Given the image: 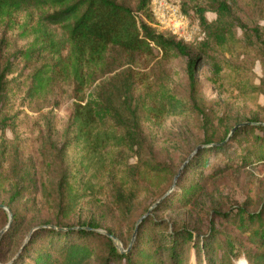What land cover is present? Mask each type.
Listing matches in <instances>:
<instances>
[{
  "label": "rangeland",
  "instance_id": "374dc122",
  "mask_svg": "<svg viewBox=\"0 0 264 264\" xmlns=\"http://www.w3.org/2000/svg\"><path fill=\"white\" fill-rule=\"evenodd\" d=\"M118 1L132 8L137 3V0ZM216 2L225 3L229 12L217 16L206 11L205 20L227 27L237 40L221 47L211 45V54L217 56L223 67L216 80L209 59L203 58L198 64L199 112L163 116L159 121L149 119L146 114V107L156 105L162 97L186 98L185 57L170 50L154 49L152 56L137 57L129 64L123 54L109 52L110 66L115 70L99 81L115 78L105 92L122 115L123 123L114 129L117 135L131 139L120 148L106 149L108 174L92 173L97 177L92 179L97 186L94 196L81 195L75 209H65L66 224L77 226L93 219L103 228H116L121 238L128 239L134 230L131 222L146 214L145 217L162 218L176 227L205 232L208 211L228 212L248 200L255 205L264 200V164L212 177L205 191L184 209H170L160 200L171 188L174 175L183 168L188 154L202 148L208 134L221 136L236 122L254 118L264 121V93L259 88L264 87V47L252 34L257 30L264 40V0H185L184 6L193 19L199 20L193 14L194 8L207 10ZM32 15L33 24L38 12ZM28 19L27 13H17L11 21L0 24V76L3 75L4 82L0 105V203L11 201L26 216L25 224L10 245L9 258L20 249L30 229L52 221L58 187L62 185L66 196L75 191L81 194L83 179L77 164L81 149L73 141L70 124L75 102L71 86L60 83L45 96L26 98L29 77L38 65L17 55L32 41L20 27ZM240 24L247 27L245 33ZM6 63L10 66L8 70H4ZM127 68L139 74L134 93L128 91L130 87L123 77ZM91 91L86 92L87 97ZM135 121L139 123L140 137L133 141L126 125ZM152 162L161 165L155 167L150 165ZM118 201L119 206L114 205ZM1 222L0 218V231ZM241 260L243 256L235 264Z\"/></svg>",
  "mask_w": 264,
  "mask_h": 264
},
{
  "label": "trees",
  "instance_id": "16d2710c",
  "mask_svg": "<svg viewBox=\"0 0 264 264\" xmlns=\"http://www.w3.org/2000/svg\"><path fill=\"white\" fill-rule=\"evenodd\" d=\"M184 10L187 13L185 6ZM206 11L217 16L229 12L223 2H216L207 10L195 7L193 14L200 21L204 38L184 43L169 34L157 33L150 25L153 22L150 0H137L135 8L118 0H0V24L11 21L17 13L29 16L20 27L32 41L17 55L38 65L29 77L26 98L45 96L60 83L72 88L75 102L70 124L73 141L81 149L77 164L83 172L81 194L75 191L66 196L60 185L53 222L38 225H51L55 229L35 230L11 258L8 257L10 245L25 224L26 216L13 202L3 204L11 212L12 220L0 239V264H235L241 256L246 262L241 260L238 264H264V200L256 205L248 200L228 212L208 211L205 232L176 227L165 219L147 216L138 224L133 239L134 230L128 239H123L119 230L103 228L93 219L77 226L66 224L64 220L67 216L64 210L75 209L81 195L94 196L97 186L92 179L97 177L92 173L108 174L106 149L120 148L131 139L124 134L117 135L114 129L115 125L123 123L122 115L105 92L115 78L99 81L115 70L110 66L109 52L115 50L123 54L129 64L137 57L152 56L154 49L170 50L185 57L186 98L162 97L156 105L146 107V114L149 119L159 121L163 116L199 112L198 64L203 58L209 59L216 80L223 67L217 56L211 54V45L221 47L237 40L227 27L208 23L204 18ZM33 12L38 15L32 24ZM239 27L244 33L247 31L244 24ZM252 34L264 47L259 32L254 30ZM9 67L6 63L4 70ZM138 75L132 68L123 71L130 93H134ZM2 80L3 75L0 76V105L4 98ZM259 88L264 93V87ZM91 89L87 97L86 92ZM236 125H240L239 128L230 134ZM126 126L130 127L133 141L138 140V121ZM188 156L183 168L174 175L171 188L161 196L162 203L170 209L180 210L192 205L205 191L207 181L218 174L264 164V121L254 118L236 122L221 136L208 134L202 148L197 147ZM217 158L218 163L212 165ZM150 165L159 167L161 163ZM114 205L119 206V201ZM143 215L131 222L133 229ZM0 218L2 230L9 222L8 213L3 209H0ZM101 228L118 237L125 252H119L112 239L97 231Z\"/></svg>",
  "mask_w": 264,
  "mask_h": 264
},
{
  "label": "built area",
  "instance_id": "2783aa9c",
  "mask_svg": "<svg viewBox=\"0 0 264 264\" xmlns=\"http://www.w3.org/2000/svg\"><path fill=\"white\" fill-rule=\"evenodd\" d=\"M185 0H150L153 22L157 33H165L184 43L203 40L204 32L199 20L184 10Z\"/></svg>",
  "mask_w": 264,
  "mask_h": 264
},
{
  "label": "water",
  "instance_id": "95a60500",
  "mask_svg": "<svg viewBox=\"0 0 264 264\" xmlns=\"http://www.w3.org/2000/svg\"><path fill=\"white\" fill-rule=\"evenodd\" d=\"M239 126H240V125H236L235 127H233L232 130H231V133H230V134H232L234 131H236V129H238ZM185 163H186V162H185ZM185 163H184V164H185ZM184 164H183V166H184ZM183 166H182V167H183ZM176 177H177V176H176ZM176 177H175V179H176ZM162 199H163V197L160 198V200H162ZM0 209L5 210V211L8 213V217H9V222H8L7 226H5V227L0 231V239H1L2 234H3L4 231L8 228V226H9L11 220H12V214H11V212L9 211V209H8L5 205H3V204H0ZM145 216H146V214L143 215V216L137 221V223H136V225H135V228H134V234H133L132 239L134 238V236H135V234H136V232H137V226H138V224L140 223V221H141L143 218H145ZM39 228H52V229H55V227H54V226H51V225H47V226L45 225V226L34 227V228H32V229L29 231V233H28V235H27V237H26L24 243L29 239V237L31 236V234H32L35 230H37V229H39ZM76 229H77V228H76ZM85 229H88V228H85ZM97 231L100 232V233H102V234H105L107 237H109L110 239H112V241H113L115 247L117 248V250H118L119 252H121V253L125 252L124 249H123V247H122V245H121V243H120V241L118 240L117 237H115L114 235H110V234L106 233V232L103 231V230H97ZM10 263H11V262H10Z\"/></svg>",
  "mask_w": 264,
  "mask_h": 264
}]
</instances>
